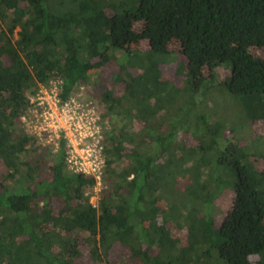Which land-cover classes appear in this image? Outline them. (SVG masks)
<instances>
[{"label":"trees","instance_id":"16d2710c","mask_svg":"<svg viewBox=\"0 0 264 264\" xmlns=\"http://www.w3.org/2000/svg\"><path fill=\"white\" fill-rule=\"evenodd\" d=\"M53 80L96 93L95 205L21 121ZM214 90L264 120V0H0V264H264V154L229 141Z\"/></svg>","mask_w":264,"mask_h":264},{"label":"built area","instance_id":"2783aa9c","mask_svg":"<svg viewBox=\"0 0 264 264\" xmlns=\"http://www.w3.org/2000/svg\"><path fill=\"white\" fill-rule=\"evenodd\" d=\"M82 89L62 99L57 80L40 86L21 121L43 146L57 149L64 142L67 168L95 179L93 190L97 195L91 199L95 205L104 167L102 133L96 103L85 99Z\"/></svg>","mask_w":264,"mask_h":264},{"label":"rangeland","instance_id":"374dc122","mask_svg":"<svg viewBox=\"0 0 264 264\" xmlns=\"http://www.w3.org/2000/svg\"><path fill=\"white\" fill-rule=\"evenodd\" d=\"M141 47H145L146 43L142 42L140 44ZM177 47V42H175L172 46ZM113 62L107 64L105 69H101L100 71V78L106 79L110 76V73H112L115 70ZM176 62L165 64L162 68V72L165 74L172 75V79L179 84L180 76L176 74ZM227 74V71L223 68L218 69L216 78H223ZM105 81V80H103ZM207 97L204 99L206 102L213 103L214 107L217 109L218 113H221L225 119V123L232 125V130L227 131L229 126H225L226 130V137L229 138L230 142L236 143L240 147L248 148L249 151H251V156L256 155L257 153L264 154V120L263 119H252L249 120L247 113L251 109V104L249 101L245 100V98L240 97H233L231 95H228L225 91L220 90H214L210 93H208ZM85 96L87 100L95 101L96 93L94 91H91L89 88L85 91ZM257 137H261V139L258 140ZM183 141L190 145L192 143H195V140L191 139L190 137H187V135L182 136ZM256 138V139H255ZM255 139V140H254ZM42 149L45 148V150H42L41 153L43 154L44 160L49 158V154L46 152L50 148L43 146L41 143H38ZM47 148V149H46ZM41 150V149H40ZM250 156V158H252ZM258 159V160H257ZM257 165L260 167L264 166V157L261 158L256 156ZM224 182L226 180H223ZM224 185V184H223ZM227 189V188H226ZM229 189V188H228ZM230 191L225 190L223 193L220 194V196L215 201V205L219 208V212L221 214L215 213L217 215V219L221 221L223 218V212H225V208H227L229 198H230Z\"/></svg>","mask_w":264,"mask_h":264}]
</instances>
